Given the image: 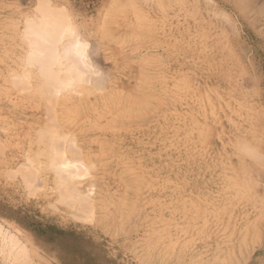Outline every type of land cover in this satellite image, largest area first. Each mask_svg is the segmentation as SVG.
I'll use <instances>...</instances> for the list:
<instances>
[{"label": "rangeland", "instance_id": "374dc122", "mask_svg": "<svg viewBox=\"0 0 264 264\" xmlns=\"http://www.w3.org/2000/svg\"><path fill=\"white\" fill-rule=\"evenodd\" d=\"M0 264H264V0H0Z\"/></svg>", "mask_w": 264, "mask_h": 264}, {"label": "bare ground", "instance_id": "6f19581e", "mask_svg": "<svg viewBox=\"0 0 264 264\" xmlns=\"http://www.w3.org/2000/svg\"><path fill=\"white\" fill-rule=\"evenodd\" d=\"M40 25H41V24H40ZM46 25H48V24H46ZM43 27H44V26H43ZM48 29H49V28H48ZM45 49H47V48H45ZM48 49H50V48H48ZM44 61H45V60H44ZM36 62H37V61H36ZM41 63H42V62H41ZM38 64H39V63H38ZM44 64L46 65V61H45ZM44 64H43V66L45 67ZM39 65H40V64H39ZM43 66L41 65V67H43ZM46 67H47V66H46ZM69 67H70V66H69ZM69 67H68V68H69ZM35 69H36V68H35ZM73 71H74V70H72V72H73ZM36 72H37V70H36ZM44 72H45V71H44ZM49 72H50V71H47V73H45V75L47 74V76H49V75H48ZM38 73H39V72H38ZM57 73H58V72H57ZM57 73H56V75H58ZM50 74H52V73H50ZM62 74H63V73H62ZM60 75H61V74H60ZM41 76H42V75H41ZM47 76H46V77H47ZM51 77L53 78L52 75H51ZM57 77L60 78L59 76H57ZM68 78H69V77H68ZM73 78H74V77H73ZM61 79H62V78H60V80H61ZM65 79H66V78H65ZM78 80H79V79H78ZM55 81L57 82V80H55ZM61 81H63V79H62ZM61 81H60V82H61ZM66 81H67V80H66ZM68 81H70V79H69ZM75 81H77L76 78H74V82H75ZM43 82H44V81H43ZM51 82H52V81H51ZM71 82H72V81H71ZM49 83H50V82H49ZM63 83H64V82H63ZM72 83H73V82H72ZM47 84H48V83H47ZM53 84H54V83H53ZM57 84H59V83H57ZM66 84H67V83H66ZM50 85H52V84H50ZM67 85H68V84H67ZM21 86H22V85H21ZM44 86H45V85H44ZM44 86H43V87H44ZM57 87H58V86H57ZM63 87H64V86H63ZM63 87H61V88L63 89ZM30 88H31V87H30ZM82 88H83V87H82ZM45 89H46V88H45ZM65 89H66V88H64V90H65ZM67 89H68V88H67ZM55 90H59V89H56V88H55ZM55 90H53V91L55 92ZM49 91H50V90H49ZM53 91H52V92H53ZM77 91H78V90H77ZM47 92H48V91H47ZM60 92H61V91H60ZM67 92H68V91H67ZM69 92H70V91H69ZM49 93L51 94V91H50ZM55 93H56V92H55ZM58 93H59V92H58ZM52 94H53V93H52ZM24 95H25V94H24ZM44 96H45V95H44ZM55 97H56V96H55ZM54 99H55V98H54ZM71 100H72V99H71ZM45 101H46V100H45ZM53 101H54V100H53ZM68 102H69V101H68ZM74 105H75V104H74ZM48 107H49V106H48ZM48 107H47V108H48ZM50 110H51V109H50ZM75 114H76V113H75ZM125 115H126V114H125ZM49 119H50V118H49ZM58 125H59V124H58ZM42 132H43V131H42ZM39 133H40V132H39ZM40 134H42V133H40ZM37 136H38V135H37ZM40 138H41V136H40ZM43 138H44V137H43ZM47 138H48V137H47ZM50 138H51V136L49 137V139H50ZM57 138H58V137H57ZM38 139H39V138H38ZM47 140H48V139H47ZM37 141H38V140H37ZM48 142H51V141H48ZM35 143H36V142H35ZM62 144H63V143H62ZM47 145H48V143H47ZM48 147H49V146H48ZM49 150H50V147H49ZM44 152H45V151H44ZM57 153H58V152H57ZM60 153H61V152H60ZM53 154H54V153H53ZM58 155H59V154H58ZM58 155H57V156H58ZM54 156H55V155H54ZM33 157H34V155H33ZM48 158H49V157H48ZM48 160H49V159H48ZM51 161H52V160H51ZM54 162H55V161H54ZM51 163H52V162H51ZM53 164H54V163H53ZM57 165H58V164H57ZM52 166H53V165H52ZM54 166H55V165H54ZM50 167H51V165H50ZM82 169H83V168H82ZM31 173H32V172H31ZM21 174H22V173H21ZM54 176H55V175H54ZM27 178H28V177H27ZM58 188H59V187H58ZM65 188H66V187H65ZM65 190H66V189H65Z\"/></svg>", "mask_w": 264, "mask_h": 264}, {"label": "clouds", "instance_id": "9594fccd", "mask_svg": "<svg viewBox=\"0 0 264 264\" xmlns=\"http://www.w3.org/2000/svg\"><path fill=\"white\" fill-rule=\"evenodd\" d=\"M241 151H243L246 155H249V156H255V151L251 148H249L247 145H241Z\"/></svg>", "mask_w": 264, "mask_h": 264}]
</instances>
